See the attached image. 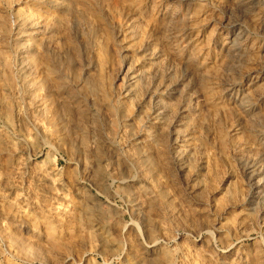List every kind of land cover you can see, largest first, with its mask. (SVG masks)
Returning <instances> with one entry per match:
<instances>
[{"label":"rangeland","instance_id":"374dc122","mask_svg":"<svg viewBox=\"0 0 264 264\" xmlns=\"http://www.w3.org/2000/svg\"><path fill=\"white\" fill-rule=\"evenodd\" d=\"M0 264H264V0H0Z\"/></svg>","mask_w":264,"mask_h":264},{"label":"bare ground","instance_id":"6f19581e","mask_svg":"<svg viewBox=\"0 0 264 264\" xmlns=\"http://www.w3.org/2000/svg\"><path fill=\"white\" fill-rule=\"evenodd\" d=\"M20 21H21V19H20ZM26 21V20H25ZM146 140V139H145Z\"/></svg>","mask_w":264,"mask_h":264}]
</instances>
